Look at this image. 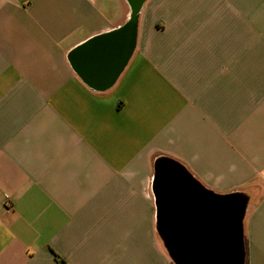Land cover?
Instances as JSON below:
<instances>
[{
    "label": "crops",
    "instance_id": "1",
    "mask_svg": "<svg viewBox=\"0 0 264 264\" xmlns=\"http://www.w3.org/2000/svg\"><path fill=\"white\" fill-rule=\"evenodd\" d=\"M130 15L0 0V264H173L161 156L248 195L244 264H264V0H145L132 31Z\"/></svg>",
    "mask_w": 264,
    "mask_h": 264
},
{
    "label": "water",
    "instance_id": "2",
    "mask_svg": "<svg viewBox=\"0 0 264 264\" xmlns=\"http://www.w3.org/2000/svg\"><path fill=\"white\" fill-rule=\"evenodd\" d=\"M127 1L131 15L124 28L132 31L145 0ZM151 189L155 231L173 264L245 263L246 193L215 192L166 156L154 161Z\"/></svg>",
    "mask_w": 264,
    "mask_h": 264
}]
</instances>
